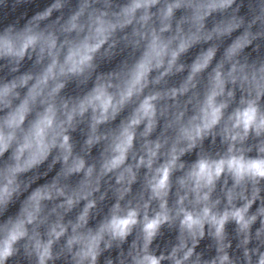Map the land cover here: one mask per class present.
I'll return each mask as SVG.
<instances>
[{"label": "clouds", "instance_id": "obj_1", "mask_svg": "<svg viewBox=\"0 0 264 264\" xmlns=\"http://www.w3.org/2000/svg\"><path fill=\"white\" fill-rule=\"evenodd\" d=\"M0 264H264V0H0Z\"/></svg>", "mask_w": 264, "mask_h": 264}]
</instances>
